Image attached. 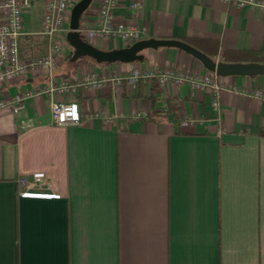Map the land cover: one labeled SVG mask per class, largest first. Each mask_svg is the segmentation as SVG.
<instances>
[{"label": "crops", "instance_id": "0c3cea01", "mask_svg": "<svg viewBox=\"0 0 264 264\" xmlns=\"http://www.w3.org/2000/svg\"><path fill=\"white\" fill-rule=\"evenodd\" d=\"M99 3L84 14L85 27ZM133 3L141 9L131 10ZM30 9L20 44L40 41L42 56L45 41L25 20ZM115 15L138 28L139 41L178 40L216 61L264 64V7L119 0ZM96 42L104 51L129 46ZM21 48L22 61L34 59ZM71 52L57 58V77L143 67L208 73L185 52L160 48L144 51L138 64L86 63L71 78L58 71ZM217 82V112L204 96L191 100L187 86L161 89L154 81L55 95L78 108L80 124L63 128L52 125L47 96L13 112L17 94L47 85L43 73L0 86V264H264V102L239 92L264 91V76ZM138 113L146 117L131 118ZM185 117L197 122L182 128ZM34 172L49 177L52 188L42 192L54 197L20 195L17 180Z\"/></svg>", "mask_w": 264, "mask_h": 264}, {"label": "built area", "instance_id": "2783aa9c", "mask_svg": "<svg viewBox=\"0 0 264 264\" xmlns=\"http://www.w3.org/2000/svg\"><path fill=\"white\" fill-rule=\"evenodd\" d=\"M80 1V0H79ZM225 4H231L236 9L246 6L264 7L261 0H222ZM42 2L41 30L38 34L46 44V52L39 57L24 62L20 58V42L25 36L23 30V16L25 11L36 3ZM76 0H0V86L4 84L25 80L31 76L43 73L47 85L34 90H26L17 94L13 101V112L24 109V102L35 96H47L50 103V119L53 126L73 127L80 124L79 113L74 102H54L52 97L73 96L80 90H101L106 85L112 88H120L126 85L135 88L140 83L154 81L156 85L164 89L168 86H187L191 100H198L204 96L208 99V105L213 112L220 108L219 94L222 86L217 82L213 73L197 74L174 67H143L130 68L125 73H97L94 71L82 74L77 80L57 77V58L64 53L65 47L60 35L66 34L69 29L63 28L69 23L70 12L76 4ZM119 0H100L95 19L89 27L80 26V36L89 42L121 40L129 46L140 39V32L133 24L118 21L115 11ZM141 4L133 3L131 10H140ZM66 40V39H65ZM239 92L250 95L264 102L263 90ZM4 102L0 101V108ZM106 121L104 115H101ZM146 114H134L132 119L144 118ZM197 120L185 117L179 122L182 128L192 127ZM17 184L20 187V195L23 197L52 198L54 194L42 192L51 190L49 177L44 172H34L29 178H19Z\"/></svg>", "mask_w": 264, "mask_h": 264}, {"label": "water", "instance_id": "95a60500", "mask_svg": "<svg viewBox=\"0 0 264 264\" xmlns=\"http://www.w3.org/2000/svg\"><path fill=\"white\" fill-rule=\"evenodd\" d=\"M93 0H80L71 9L69 19V31L66 34V42L71 47L70 62L81 58H89L99 65L133 64L144 61L143 52L146 50H158L160 48H174L185 52L196 59L203 68L213 73L218 78L226 77H256L264 76V64L260 63H224L213 60L189 44L178 40H140L118 50H100L84 41L80 36L82 16L86 13Z\"/></svg>", "mask_w": 264, "mask_h": 264}, {"label": "rangeland", "instance_id": "374dc122", "mask_svg": "<svg viewBox=\"0 0 264 264\" xmlns=\"http://www.w3.org/2000/svg\"><path fill=\"white\" fill-rule=\"evenodd\" d=\"M79 0H76V2H78ZM96 2V0H93L90 7L88 9H90L94 3ZM42 8H43V4L42 2H38L35 4L34 8L30 9V16L28 18H25V20H28V22L31 25V31L34 32H39L41 30V19H42ZM71 10V9H70ZM84 15L82 16L81 22L83 21ZM69 26V23H65L63 28L67 29ZM81 27L84 28V24L82 22ZM30 31V30H29ZM61 40H63L64 43V47L66 50H70V46L67 44L66 40H65V34L63 33L62 35H60ZM86 41V40H84ZM40 41H37V43H39ZM89 44H92L94 46H96L97 48H103V49H107V47H103L100 43L98 42H89L86 41ZM42 49V45L41 48ZM22 53L26 50V46L23 45L22 48ZM25 53H23L24 55ZM89 63L92 64L95 67H104V66H114V65H121V64H113V65H99L96 64L93 60L89 59V58H81L78 59L74 62H70V60H67L66 57H63L61 60H58V65H59V73L61 74H68L70 73V77H76V75L81 72V71H85V64ZM133 64H138V63H133Z\"/></svg>", "mask_w": 264, "mask_h": 264}, {"label": "trees", "instance_id": "16d2710c", "mask_svg": "<svg viewBox=\"0 0 264 264\" xmlns=\"http://www.w3.org/2000/svg\"><path fill=\"white\" fill-rule=\"evenodd\" d=\"M36 41L34 42L33 46L31 47L29 44H24L26 46V50L23 52L25 53L24 56L25 57H39V54L38 52L40 51V48H41V45L43 47V43L41 44H38L36 43ZM23 46V44H20V48ZM215 52H216V49H215ZM241 56H243L245 59H247V61H252V62H255L257 61L258 57L254 58L252 57V55H255V54H252V53H240ZM225 57V56H224ZM104 65H108V64H104ZM260 135L261 136H264V130H261L260 131Z\"/></svg>", "mask_w": 264, "mask_h": 264}]
</instances>
